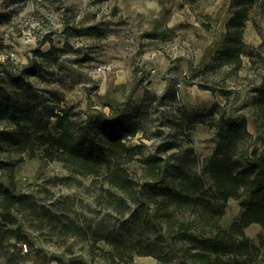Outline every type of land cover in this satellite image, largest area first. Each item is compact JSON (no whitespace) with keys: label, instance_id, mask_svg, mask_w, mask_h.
Returning <instances> with one entry per match:
<instances>
[{"label":"rangeland","instance_id":"obj_1","mask_svg":"<svg viewBox=\"0 0 264 264\" xmlns=\"http://www.w3.org/2000/svg\"><path fill=\"white\" fill-rule=\"evenodd\" d=\"M232 1L0 0V64L21 68L36 49L46 52L54 46L58 62H45L40 77L32 79L50 107L66 110L78 125L130 100L131 123L124 136L130 147L140 146L138 160L165 144L163 158L172 157L173 163L194 152L200 172L203 160L215 150L212 126L221 113L247 119L253 136L248 143L263 146L258 139H264V129L253 98L264 74V5L260 1L249 12L243 33L255 56H243L242 67L236 69L218 63L216 55L232 17ZM55 123L56 118L53 131ZM41 156H26L13 171L0 168V186L13 175L18 195L49 208L61 220L52 225L30 211L14 212L17 224L11 225L0 208V222L20 228L32 243L19 264H113L112 247L106 242L95 243L76 229L63 227L67 222L85 229L98 222L119 226L121 218L98 203L102 191L110 187L102 177L75 174ZM1 158L18 156L5 151ZM142 165L132 166L141 179ZM242 202L229 201L222 219L226 228L240 214ZM261 233L258 224L246 229L256 244ZM50 258L55 260L48 263ZM131 264L161 263L151 256H135Z\"/></svg>","mask_w":264,"mask_h":264},{"label":"trees","instance_id":"obj_2","mask_svg":"<svg viewBox=\"0 0 264 264\" xmlns=\"http://www.w3.org/2000/svg\"><path fill=\"white\" fill-rule=\"evenodd\" d=\"M260 1L264 5V0L232 1V17L216 53L218 63L239 69L243 56H255V50L244 43L243 33L249 12ZM58 59L53 46L46 52L36 49L21 68L0 64V168L13 171L26 156L33 159L42 154L45 161L60 162L75 174L102 177L110 189L102 191L98 203L121 218L119 226L98 222L85 229L67 222L63 227L74 228L95 243L106 242L112 247L113 264H131L135 256H151L161 264H264V139H258L262 147L248 143L253 136L247 119L221 113L212 126L215 150L203 160L200 172L194 152L174 158L173 163L172 157L163 158L168 150L165 144L138 160L140 146L130 147L124 136L131 123L127 118L133 108L130 100L112 107L110 114L78 125L66 110L47 104L32 79L40 77L45 62ZM256 93L253 107L264 129V74ZM54 118L55 131L51 129ZM177 127L186 132L181 124ZM5 151L16 153L18 159H2ZM136 162L143 164L142 179L133 174ZM231 199L242 200V210L226 228L222 219ZM0 208L11 225L17 224L14 212L30 211L52 225L61 221L49 208L18 195L13 175L6 186H0ZM254 224L262 228L259 244L246 234ZM12 239L16 242L11 243ZM28 245L32 243L20 228L0 222V264L2 260L19 264Z\"/></svg>","mask_w":264,"mask_h":264}]
</instances>
